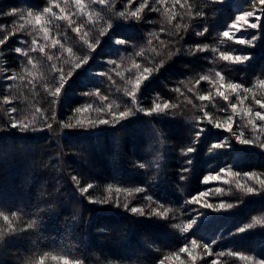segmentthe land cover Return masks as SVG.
Here are the masks:
<instances>
[{
  "label": "trees",
  "instance_id": "1",
  "mask_svg": "<svg viewBox=\"0 0 264 264\" xmlns=\"http://www.w3.org/2000/svg\"><path fill=\"white\" fill-rule=\"evenodd\" d=\"M85 3H90V0H85ZM149 3L159 7L160 11L145 13L141 21L124 20L116 16L117 12L126 10L127 0H114L111 9L101 5L92 6L94 11L102 10L105 19L111 20L112 28L108 35L101 38L89 62L78 69L65 85L55 108L57 118L65 122H68L69 117H73L74 122L76 116L94 119L97 115L94 110L74 113V109L86 103L99 106L97 97L84 95L94 92L96 88L109 95L110 99L127 102L128 98L122 92L128 86L126 80L110 72L113 66L106 61L115 59L121 65L117 71L127 78L131 75L127 70L132 67L133 60L143 62V58L136 57L135 52L143 48L145 56L151 60L155 55L151 51L152 47L161 53L155 57V62L163 59L165 63L143 84L138 94L142 106L151 107L153 99L159 94L164 99L182 103L179 110L181 114L146 115L135 112L115 125L72 128L61 132L58 124L53 122L51 131L20 132L9 128L0 132V211L9 216L11 212H17L19 219H14L13 223L17 228L25 229L6 235L0 241V264H30L44 251L68 255L72 259L80 258L85 264H157L164 255L178 250L186 239L210 244L214 253L238 251L264 259V226L257 225L246 232L237 231L251 223L254 217L264 219V192L245 195L233 190L230 196L213 197V202L219 199L229 203H236L237 200L241 202L229 209L212 208L187 233L181 234L172 227L174 223L183 222L185 212L188 211L186 216L189 217L201 210L200 206L187 201L211 185L201 183L206 174L226 165L241 173L256 171L264 174V149L256 145L240 144L230 139V147L209 152L212 144L229 136L228 132L212 125H207L195 144L196 150L187 156L182 155L181 149H186L192 143V133L196 130L195 117L199 113L192 105L183 103L184 97L180 93L173 91L180 88L185 92L195 85L200 75H214V71L220 69L227 77L245 84H251L258 76L264 78V21L257 30V47L249 49V53L253 54L250 59L244 64L228 65L219 60L212 62L218 54L210 50L192 55L188 49L196 44H209L220 50L231 51L228 45L219 43L218 34L238 13L246 8L252 9L253 0H181V4L191 5L193 11H203L206 15L202 20L190 19L179 4L173 7L172 0H167L163 6L155 5V0H149ZM47 4L48 0H0V12L16 8L19 10L18 15L26 14L28 9L41 10ZM256 5L258 7L255 8L259 9L258 2ZM67 8L70 12L75 10L71 2ZM166 8L180 14L171 25L164 17ZM18 15L0 17V24L6 26V29L0 30V38L8 31H14V22H19ZM75 19L86 23L84 18ZM176 23L191 25L187 33L181 31L183 39L176 35ZM204 25H207L208 33L198 37L195 31L201 30ZM95 27L100 28L101 25ZM162 27L164 33L160 32ZM58 31L65 47L74 48V60L86 54V50L79 47L77 35L65 22H60L59 30L53 28L52 34L56 35ZM22 36L29 43L33 38L27 33H18L0 46V77L13 73L17 77L14 81L0 80V123L8 119L7 110L10 107L17 108V113L12 114L17 119L37 115V108L47 111L49 116L52 111L51 98L44 92V85L50 84L53 79L47 63L43 68L38 65L32 69L29 66L35 78L33 88L27 84L31 78L24 70L26 58L12 51L16 47H26L19 43ZM157 36L164 41L166 48L161 47ZM115 38L130 40L136 47L119 45ZM149 39L153 41L152 45H148ZM177 49L180 51L177 52ZM169 53H173L170 58ZM50 54L55 56L58 52L51 50ZM32 55L39 56L37 53ZM53 62L58 67L63 66L65 72L68 70L63 58ZM99 72H109L115 83L107 77L97 76ZM20 77H24V80ZM7 83L13 85L10 92L5 90ZM207 85L202 83L194 91L198 94H201L202 88L208 91ZM4 95H9L10 104L3 103ZM194 102L200 104L198 100ZM218 103L226 106L223 101ZM208 111L214 118L223 115L211 105ZM188 159L192 161L190 166L186 165ZM140 163L146 167L141 168ZM185 166L190 170L185 174L186 179L181 181L180 170ZM73 176L81 180L80 186L93 183L95 187L89 191L99 198L107 195L105 188L109 184L114 189L143 187L145 192L127 199L134 204L147 206L144 197L151 195L154 201L173 209V218L165 220L140 216L111 202H91L87 194L79 192L72 180ZM120 199L123 203L126 194L121 192ZM33 219L37 221L36 227L27 228ZM0 228H7L2 218ZM213 258L205 257L198 264H209ZM220 259L227 264H243L231 256ZM46 264L54 262L49 260Z\"/></svg>",
  "mask_w": 264,
  "mask_h": 264
},
{
  "label": "snow or ice",
  "instance_id": "2",
  "mask_svg": "<svg viewBox=\"0 0 264 264\" xmlns=\"http://www.w3.org/2000/svg\"><path fill=\"white\" fill-rule=\"evenodd\" d=\"M71 2L74 5V11H69L67 5ZM258 2L259 9H255V5ZM63 3V6H62ZM167 0H155V5H166ZM180 5L182 12L186 13L187 16L195 20L205 17L203 11H193L192 6L185 3L181 4V0H172V5ZM93 5H101L105 9H111L114 7V0H90V3L86 4L85 0H48L47 6L41 10L28 9L26 14H19V10L12 8L9 12H0V17L3 16H16L18 15L19 22H14V31H8L3 38H0V46H3L7 41L19 34L27 33L32 36L30 43L23 36L19 43L26 47H16L12 51L16 54L26 58L25 71L31 78L27 84H31L35 88V84L32 77V72L29 71V66L32 69H36L39 65L41 68L45 67L47 63L49 71L53 75L52 82L44 85V92L47 97H50V107L52 108L51 114L47 111L37 108L36 114L31 118L25 117L23 119H17L14 115L17 113L16 107H10L7 110L8 119L3 123H0V132L6 131L7 129H16L20 132H42L45 130L51 131L53 129V122L58 124L61 132L65 129L72 128H94L99 125H115L125 118L134 115L135 112H143L146 115L153 114H168L171 116L180 115L179 111L182 108V103L172 102L164 99L157 94L156 98L153 99L151 107L145 108L142 106V102L139 99L138 94L145 81L150 79L156 72L163 67L165 61L163 59L159 62H155V57L160 56L161 53L157 51L155 47L151 48V51L155 54L151 60L145 56V50L143 48L140 51L135 52L136 57L143 58V62L133 60L132 67L127 71L131 73L127 78L123 73L117 71L121 67L115 59H109L106 61L107 64L113 67L109 70L114 72L116 76H119L122 80H126V85L122 89L123 96L127 97V102H117L116 100L110 99L109 95L103 94L100 88H96L94 92H86V96H95L98 98L99 106L94 107L92 103H86L83 107L74 109V113H85L90 110H94L97 114L96 117L82 119L79 116L68 118V122L64 120H58L55 111L57 102L59 101L62 91L65 85L72 78L74 73L84 67L89 60L92 58V53L99 47L101 38L108 35L111 28L112 22L110 19H105L101 11L92 10ZM131 6H134L131 7ZM254 10H245L239 13L235 19L229 24V26L218 34L219 43L224 44L226 41H232L243 45H253L255 37L252 40L238 36L237 33L246 31L249 28L259 29L261 22L264 21V0H253ZM87 9V10H86ZM126 10H121L116 13V16L124 20L141 21L144 18V14L147 12H159L160 8L153 6L149 3V0H127ZM259 11V15H257ZM179 13H175L169 9H165L164 17L168 24H172L177 19ZM75 17H81L86 20L85 22H77ZM183 19V16L180 17ZM60 22H65L67 26L75 33L78 37L79 47L86 50V54L82 57H78L75 60L73 57L76 56V52L73 47H65L62 42L63 37L60 36L59 31L56 35L52 34V29L56 28L59 30ZM151 23V21H149ZM100 24V28L95 26ZM190 24L176 23L174 25L176 35L180 39L184 37L180 35L181 31L187 33ZM6 29L5 25L0 24V30ZM31 29L32 31H29ZM87 29V30H85ZM95 31V34L93 33ZM161 33L165 32L162 27ZM208 33L207 25H204L201 30L195 31L198 37H202ZM151 35V34H149ZM59 37V38H58ZM159 40V36H157ZM42 41V43H41ZM115 42L123 46L136 47L130 40H124L122 38H115ZM148 45H152L153 41L149 39ZM162 48H166L163 40H159ZM174 43V42H173ZM51 50H57L58 54H50ZM211 51L218 55L213 57V61H223L228 65L244 64L249 57L246 55L234 54L230 50H220L218 47H212L209 44H196L190 46L188 49L189 53L195 55L196 53ZM180 49H177L179 52ZM32 53H37L39 56L34 57ZM120 54V52H118ZM173 53H169V58ZM2 55V53H0ZM64 59V62L68 64V70L65 72L63 66H57L54 60ZM121 59L123 56L121 55ZM151 64V66H147ZM100 77H107L112 81V76L109 72H99L96 74ZM17 77L13 73L12 75H5L0 77V80L5 82L14 81ZM24 80V77H20ZM115 83V81H112ZM202 83L209 85V90L202 94L194 91L196 86ZM26 84V86H27ZM13 85L7 83L6 91L10 92ZM256 89H260L264 92V78L258 76L254 79L251 84H245L239 81H235L227 77L223 70H215L213 74H203L198 77L193 87L187 88L185 92H182L180 88L173 89V91L180 93V96L184 97L183 103L192 105L196 108L199 115L195 117V131L192 133V143L186 149H181V154L187 156L189 153L194 152L195 144L206 130L207 125H212L217 129L224 130L229 133L223 141L212 144L208 151L212 152L217 149H223L230 147L229 140L235 139L240 144L245 145H256L264 149V96L258 98ZM121 91V89H117ZM191 94V98L190 95ZM233 97L235 99L233 100ZM4 104H10L9 95L2 97ZM198 100L200 104H196L194 101ZM218 101H223L226 106H220ZM246 101H250L245 105ZM216 109L217 113H222L216 118L213 117L208 111V106ZM52 121V122H49ZM59 154H57V158ZM191 159L186 160V165H191ZM141 168L146 167L145 164L140 163ZM190 168L185 166L180 170V180L186 179V173L189 172ZM241 176L244 178V182L239 179ZM72 180L78 186L81 194H87L88 199L91 202L97 203H114L118 206H122L129 209L132 213L140 216L159 217L161 219L173 218L171 213L173 209L165 207L159 201H154L151 195L145 196L144 200L147 201V206L143 204H134L127 197H132L135 194L145 192L143 187L135 188H120L115 189L111 184L105 188V195L103 198L94 197L89 190L93 189L95 185L93 183H86L84 186L81 185V180L73 176ZM202 184L213 185L209 188H205L202 191L197 192L188 198V203L196 204L204 208H214L216 210L229 209L236 206L241 201L237 200L236 203L226 202L224 199L213 202V197L230 196L233 190L242 194H258L264 192V174L257 173L256 171L239 172L232 168L230 165L219 169L216 172L206 174L201 181ZM227 185L225 188L218 185ZM126 194V199L121 202L120 193ZM156 205L155 207L153 205ZM0 218L3 219L7 228H0V241L6 235L23 232L25 229L17 228L13 220L19 219L17 212H11V216L6 215L3 211H0ZM195 223L194 220H186L172 224L174 229H177L181 234L187 233L192 225ZM37 221L33 219L27 224V228L36 227ZM257 225L264 226V219L253 218L251 223H248L239 229L238 232H246ZM215 243V242H213ZM201 249L204 255H201L197 250ZM231 256L235 257L243 264H264V259H261L255 255H248L238 251H228L214 253L212 245L204 244L203 242L197 241L196 239L187 240L179 247L178 250L171 251L167 255L160 258L157 264H198V261H203L205 257H215L210 260L209 264H227L226 261H221V257ZM186 257V258H182ZM51 260L54 264H85L83 259L77 258L72 259L68 255L55 254L50 251H44L43 254L37 256L34 260L30 261V264H46L47 261Z\"/></svg>",
  "mask_w": 264,
  "mask_h": 264
},
{
  "label": "rangeland",
  "instance_id": "3",
  "mask_svg": "<svg viewBox=\"0 0 264 264\" xmlns=\"http://www.w3.org/2000/svg\"><path fill=\"white\" fill-rule=\"evenodd\" d=\"M255 7H258L257 5L255 6ZM255 9H257V8H255ZM245 10H253V8L252 9H245ZM245 10H243V11H245ZM258 10V9H257ZM243 11H241V12H243ZM240 12V13H241ZM239 14V13H238ZM237 14V15H238ZM260 13H259V11H257V15H259ZM235 19V17L230 21V23L233 21ZM229 23V24H230ZM229 24H228V26H229ZM227 26V27H228ZM226 27V28H227ZM225 28V29H226ZM224 29V30H225ZM223 30V31H224ZM257 30L258 29H253V28H249V29H247L246 31H241V32H239V33H237V35L238 36H241V37H244V38H246V39H249V40H252L254 37H255V41H254V44L253 45H251V46H249V45H243V44H239V43H234V42H232V41H226L227 43H224V44H226V45H228L230 48H231V51L234 53V54H239V55H246V56H248L249 57V59H250V57H251V55H253V54H251V53H249L250 52V50H252L251 48H253V47H257V46H255L256 44H257V41H258V36H257ZM234 44V46H232V45ZM250 49V50H249ZM256 78V77H255ZM231 79V78H230ZM206 86V85H205ZM207 87H208V85H207ZM204 92H207V90H204L203 88H202V90H201V94L202 93H204ZM256 93H257V96H259V97H261V96H264V92H262L260 89H256ZM247 103H250V102H248V101H246L245 102V105H247ZM211 114V113H210ZM220 115V114H219ZM219 115H217L216 117H218ZM215 117V118H216ZM240 180H241V182H244V178H243V176H241L240 178H239ZM211 186H213V185H210L209 187H211ZM218 186H221V185H218ZM208 187V188H209ZM201 207V210L198 212V213H196L195 214V216H189V217H187L186 215L188 214V211L187 212H185V217L183 218V220L184 219H186V220H194L195 221V223L194 224H197L200 220H202V219H204L206 216H207V214L208 213H210L211 212V210H212V208H204V207H202V206H200ZM193 224V225H194ZM192 225V226H193ZM192 228V227H191ZM190 228V229H191ZM198 252H200V254L201 255H204V253H203V251L201 250V249H198L197 250Z\"/></svg>",
  "mask_w": 264,
  "mask_h": 264
}]
</instances>
